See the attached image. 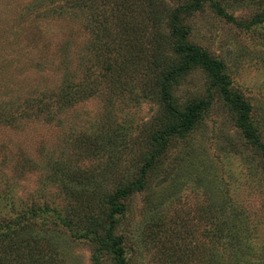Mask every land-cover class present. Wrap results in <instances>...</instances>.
Wrapping results in <instances>:
<instances>
[{"label": "rangeland", "instance_id": "1", "mask_svg": "<svg viewBox=\"0 0 264 264\" xmlns=\"http://www.w3.org/2000/svg\"><path fill=\"white\" fill-rule=\"evenodd\" d=\"M118 1L0 0V222L48 208L22 222L14 237L43 248L55 245L58 259L47 263L49 247L38 264H92L94 244L76 237L57 217L85 230L100 222L110 210L105 196L137 178L147 135L162 114L143 91L154 74L152 34L157 24L168 33L166 12L156 9V23L147 0H129L135 11L125 15L114 6ZM215 1L234 22L217 16L206 1L184 17L187 40L223 62L231 89L251 105L264 142V25H239L250 22L264 2ZM161 2L173 10L188 0ZM116 74L119 82L111 79ZM207 79L199 69L181 78L173 86L177 104L207 98ZM65 83L73 86L75 101L59 108ZM78 87L96 90L83 98L87 94ZM65 166L92 181L83 185L97 193L90 203L75 201L70 191L79 186L55 174ZM122 204L125 213L116 215L115 231L129 264H186L189 244L197 245L206 234L214 239L210 220L223 222L225 230L239 223L241 237L264 241V159L214 96L197 127L173 140L155 162L145 189ZM216 253L228 256L221 247ZM199 258L188 264H205ZM100 264H112L110 257L102 256Z\"/></svg>", "mask_w": 264, "mask_h": 264}, {"label": "trees", "instance_id": "2", "mask_svg": "<svg viewBox=\"0 0 264 264\" xmlns=\"http://www.w3.org/2000/svg\"><path fill=\"white\" fill-rule=\"evenodd\" d=\"M147 1L151 15L152 13L154 15V22L157 23V8L161 7V10L166 12V28L168 29V33L165 34V32H162L157 24L156 27L158 29L156 33L152 34L151 42L155 44L152 62L154 74L144 83L143 96L148 99L153 97V100L159 104L162 114L159 122L155 124L147 135L146 145L148 150L143 155V164L137 178L126 181L116 192L105 196L110 210L105 213V216L100 222L95 221L89 223L86 227L87 230H85L80 227L81 224L72 223L70 220L68 221L62 217H57L60 223L70 227L74 231L76 237L86 239L94 244L95 249L92 254V264H100L102 256L110 257L112 264H129L123 247V239L115 231L118 224L116 215L122 216L125 213V206L122 204V201L133 193L141 192L145 189L148 173L153 169L155 162L160 160V157L168 151L173 140L184 139L197 127L208 112L214 96L228 110L235 126L242 133L246 143L264 159V142L258 128L252 120L251 105L243 99L241 94L231 89V81L225 73L223 62L213 58L207 51L202 50L201 47L188 42L189 30L183 23L185 16L199 11L206 1L210 2L217 16L226 19L228 22H234L233 16L221 7L219 1L215 0H188L185 5L173 10H165L166 7H164V3L161 0ZM261 2H264V0H261ZM114 6L123 15L126 13L131 14L135 11L129 0H119ZM125 25L126 28L133 27L130 24L122 25L119 23L121 27ZM239 25L242 28H249L252 25L255 27L264 25V4L260 11L254 14L250 22ZM145 36L143 34L142 39ZM138 40H141L140 36ZM124 46H127V44H124ZM167 51H171L174 56L164 55L163 53ZM108 69L110 68L106 70ZM195 69L201 70L208 78L207 98L195 96L181 105L177 104L173 95V86L181 78ZM120 76L121 74H116L111 79L119 82ZM65 84L61 87L63 94L59 96L61 98L59 108L68 106L72 101H75L73 98L76 92L71 94V89H74L72 88L73 86L71 84ZM78 89L80 92L83 91L85 96L87 94V97L83 98L91 97L96 90L90 88L83 90V87H78ZM42 98H39L40 100L38 101V110L40 112L43 111L41 110ZM58 168V170H55L56 175H62L68 182L79 186L75 187L73 191H70L71 197H74L75 201L78 202L90 203L97 193H94V195L92 193L94 189L88 191L87 187L84 186L89 185L92 181L90 179L88 180L86 175L74 173L67 166ZM201 209L203 211L206 210L205 208ZM47 210L48 208H31L30 213L25 214L29 216L26 219L24 216H19L7 222H0V264H38L39 257L42 254L41 251L48 249L51 245L47 244L46 248L38 247L36 241H33L31 244L24 238H19L17 242H14V237L22 222L28 224L30 222L29 220L38 218L39 212L43 213ZM210 225L214 229L213 238L216 240L219 248L221 247L223 251H227V258L223 256H219L218 258L216 252L219 248H213L214 239H211V236L206 234L204 239L197 245L189 244L192 246V251L184 259L186 264L190 261H196L198 257L205 264H264V241L241 237V233H239L241 231V224H232V230H225L223 228V222H212L210 220ZM93 228L95 230H92ZM97 228L102 234H96ZM154 232L158 233L159 231L156 229ZM228 233L229 235H226ZM225 236L227 238H224ZM224 243L226 247H224ZM51 248L47 263L58 259L59 253L56 252L55 245ZM168 255L173 256L174 253L169 252ZM222 259L225 261L221 262Z\"/></svg>", "mask_w": 264, "mask_h": 264}]
</instances>
